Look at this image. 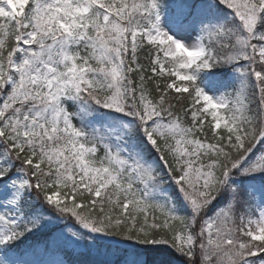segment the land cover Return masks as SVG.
<instances>
[{
    "label": "snow or ice",
    "instance_id": "1",
    "mask_svg": "<svg viewBox=\"0 0 264 264\" xmlns=\"http://www.w3.org/2000/svg\"><path fill=\"white\" fill-rule=\"evenodd\" d=\"M0 264H264V0H0Z\"/></svg>",
    "mask_w": 264,
    "mask_h": 264
}]
</instances>
